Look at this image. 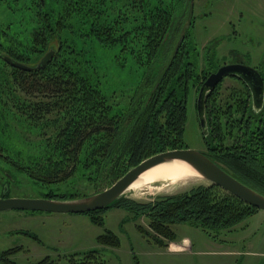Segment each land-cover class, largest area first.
<instances>
[{"label": "trees", "instance_id": "1", "mask_svg": "<svg viewBox=\"0 0 264 264\" xmlns=\"http://www.w3.org/2000/svg\"><path fill=\"white\" fill-rule=\"evenodd\" d=\"M1 1L8 2L10 11L0 24V158L11 167L5 174L8 182L12 171L41 185H68L78 179L99 192L147 157L187 149L183 137L188 95L198 92L203 80L221 66H197L198 55L178 21L187 17V26L193 24V0ZM15 12L23 23L11 20ZM176 37L183 39L173 48ZM49 50V63L35 68ZM112 50L123 55L119 64L129 59L142 69L135 84L112 88L106 68L99 64V54ZM4 57L34 69L14 68ZM261 76L264 82V70ZM228 78L234 85L223 87L221 80L205 94L201 152L264 197V100L256 110L247 86ZM4 186L3 198L9 196L7 182ZM87 195L47 192L43 198ZM110 207L145 218L158 246L163 244L159 235L172 241L170 227L175 224L214 235L257 211L211 184L150 203L121 196L105 209ZM105 209L86 214L101 224L97 214ZM98 243L119 246L110 231L98 236ZM21 250H0V264H21L13 259ZM58 260L45 256L22 264ZM64 262L105 264L96 250L64 256Z\"/></svg>", "mask_w": 264, "mask_h": 264}, {"label": "rangeland", "instance_id": "2", "mask_svg": "<svg viewBox=\"0 0 264 264\" xmlns=\"http://www.w3.org/2000/svg\"><path fill=\"white\" fill-rule=\"evenodd\" d=\"M193 2L194 22L190 26L191 29L187 26V17L178 21L182 28L187 30L186 38L193 44L194 52L198 55L196 61L199 70L211 64L215 66L223 62H235L236 59L250 66L262 63L252 62L250 55L256 51L258 57L257 52L264 50V0ZM7 6L8 2H0V24H4L9 16ZM16 14L17 12L13 14V18ZM13 18L11 20L15 25L21 21L17 16ZM176 38L173 48L180 39ZM99 56V64L106 68L113 89L133 85L141 77L142 69H138L131 60L119 64L123 57L120 52L112 50ZM223 83V87L234 85L228 77L223 79ZM197 93L193 90L188 95L183 141L188 149L202 151L204 144L201 142L195 108ZM9 167L10 165L0 158V193L2 188L4 191L7 189L4 186L7 182L8 197L41 199L47 192H53L56 196L71 193L89 196L96 192L87 182L78 179H71L73 182L68 185H41L23 174L12 171H9L8 182L5 174ZM163 185L165 184L157 182L153 187ZM198 185L207 186L210 183L205 179L196 178L158 190L146 188L134 193L124 191L122 196L132 202L150 203L158 197L181 194ZM97 215L98 219H102L101 224L93 222L86 213L0 211V250L21 247L22 250L13 256V259L21 264L36 262L45 256L53 260L59 259L58 264H65L64 256L88 250H96L105 264H264V212L261 210H257L229 231L223 230L214 235L185 223L171 226L174 237L171 241L159 235L158 239L162 240V245L174 242L172 244L176 247L183 246V238L189 240L192 245V250L172 255L165 250L167 247L158 246L153 240L156 235L149 229L145 218L134 217L131 212L116 207L105 209ZM106 231L112 232L118 238V247L102 246L98 243V236ZM185 248L189 249L188 244Z\"/></svg>", "mask_w": 264, "mask_h": 264}, {"label": "water", "instance_id": "3", "mask_svg": "<svg viewBox=\"0 0 264 264\" xmlns=\"http://www.w3.org/2000/svg\"><path fill=\"white\" fill-rule=\"evenodd\" d=\"M182 39L183 38L180 37L179 43ZM52 56L53 50H49L43 55L35 68L45 67ZM3 60L10 66L20 70L30 71L34 69L9 57H4ZM229 76H237L246 84L251 94L252 105L256 110L261 109L264 99V84L257 71L248 65L245 66L240 63L223 64L203 80L197 93L198 97L195 108L197 110V120H199V128L201 132L205 133L206 129L203 108L206 97L205 94L210 92L221 80ZM174 160L184 162L211 185L218 186L239 201H243L245 204L264 212V197L262 195L255 190L248 188L233 178L230 174H227L224 169L217 164H214L209 157L201 151L188 148L168 150L167 152L156 153V155L147 157L144 161L129 169L128 172L115 181L111 186L89 196L69 200L0 197V211L23 210L84 214L102 210L120 198L123 195V192L134 182V180L146 170H149L158 164L168 163Z\"/></svg>", "mask_w": 264, "mask_h": 264}, {"label": "bare ground", "instance_id": "4", "mask_svg": "<svg viewBox=\"0 0 264 264\" xmlns=\"http://www.w3.org/2000/svg\"><path fill=\"white\" fill-rule=\"evenodd\" d=\"M201 177L182 161H170L168 163L158 164L157 166L146 170L125 190L127 192H138L142 189H161L165 186L177 184ZM157 182L165 185L154 188ZM153 187V188H152Z\"/></svg>", "mask_w": 264, "mask_h": 264}, {"label": "flooded vegetation", "instance_id": "5", "mask_svg": "<svg viewBox=\"0 0 264 264\" xmlns=\"http://www.w3.org/2000/svg\"><path fill=\"white\" fill-rule=\"evenodd\" d=\"M257 53H259V55H258V57L256 56V51H255V53L254 52H252V54L250 55L251 56V61L252 62H259V61H262V63H260L259 62V64L257 63V65H248V64H245L242 60H239V59H236L235 60V62H228V63H226V62H223V64H235V63H240V64H243V65H245V66H250L251 68H253L254 70H256L257 71V73H258V75H260V77H261V80H262V82H263V78H262V76H261V71H263V70H261V68H264V50H262V51H258ZM223 64H221V65H223ZM235 79L237 78L239 81H241L242 83H244L240 78H238L237 76L236 77H234ZM245 84V83H244ZM263 84H264V82H263ZM246 85V84H245ZM248 90H249V88H248ZM249 94H250V91H249ZM263 94H264V92H263ZM264 100V99H263Z\"/></svg>", "mask_w": 264, "mask_h": 264}, {"label": "crops", "instance_id": "6", "mask_svg": "<svg viewBox=\"0 0 264 264\" xmlns=\"http://www.w3.org/2000/svg\"><path fill=\"white\" fill-rule=\"evenodd\" d=\"M184 240H185V238H183V240H182V244H183V246H179L178 245V248H180V249H182V251H170V245H173L172 243H174V242H172L170 245L169 244H166V246H164L166 249V251H167V253H170L171 255L172 254H183L184 252H187L188 250H192V245H190L191 243L189 242L188 243V246H189V249H186L185 247H186V245L183 243L184 242ZM189 241V240H188ZM196 253H200L199 251H196ZM221 254H223L224 252H220Z\"/></svg>", "mask_w": 264, "mask_h": 264}, {"label": "clouds", "instance_id": "7", "mask_svg": "<svg viewBox=\"0 0 264 264\" xmlns=\"http://www.w3.org/2000/svg\"><path fill=\"white\" fill-rule=\"evenodd\" d=\"M185 245H187L189 243V241L187 239L184 240L183 242ZM170 251H182V249L174 246V245H170Z\"/></svg>", "mask_w": 264, "mask_h": 264}]
</instances>
